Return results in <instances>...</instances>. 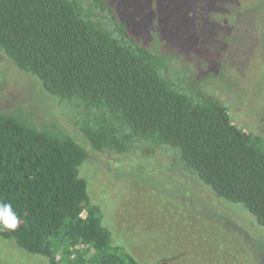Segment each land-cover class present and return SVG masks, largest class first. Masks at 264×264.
<instances>
[{
    "label": "trees",
    "instance_id": "obj_1",
    "mask_svg": "<svg viewBox=\"0 0 264 264\" xmlns=\"http://www.w3.org/2000/svg\"><path fill=\"white\" fill-rule=\"evenodd\" d=\"M169 1L0 0V55L72 104L71 120L84 136L0 110V201L19 217L0 238L49 264H144L113 240L80 173L90 150L118 158L141 146L178 152L195 182L244 205L264 229V137L234 123L224 103L195 85L182 54L208 63L223 31L218 53L225 58L235 17L256 20L264 0L235 14L224 0H188L186 10L174 9L187 24L182 32L169 20L174 12L163 9ZM151 28L166 29L183 49L141 41ZM251 244L264 264V241Z\"/></svg>",
    "mask_w": 264,
    "mask_h": 264
},
{
    "label": "rangeland",
    "instance_id": "obj_2",
    "mask_svg": "<svg viewBox=\"0 0 264 264\" xmlns=\"http://www.w3.org/2000/svg\"><path fill=\"white\" fill-rule=\"evenodd\" d=\"M119 1L127 2L125 6L132 3ZM224 2L235 14L240 6L247 11L260 0ZM187 4L188 0H172L163 5L165 11L174 12L169 20L180 32L187 24L180 20L183 13L174 9L186 10ZM258 5L257 19L249 24L245 23L246 16L235 17L238 23L227 42L225 58L218 53L225 42L223 31L219 40L215 37L212 41L218 49L208 63L197 54H182L195 85L224 103L234 123L264 137V5ZM211 29L207 25L206 34H211ZM165 30L151 28L140 40L149 44L162 40L167 48L183 49L167 38ZM181 63L184 66V61ZM73 107L49 94L36 77L0 55V110L31 114L39 126L55 123L84 142L78 125L71 120L76 115ZM155 152L141 146L132 156L116 158L90 150L80 167L93 201L102 207L103 223L111 230L113 240L144 264H257L251 243L264 241V229L256 217L244 205L225 202L208 186L195 182V175L180 161L178 152ZM60 251L59 258L64 255ZM0 264L49 262L44 256L24 251L14 240L0 238Z\"/></svg>",
    "mask_w": 264,
    "mask_h": 264
},
{
    "label": "clouds",
    "instance_id": "obj_3",
    "mask_svg": "<svg viewBox=\"0 0 264 264\" xmlns=\"http://www.w3.org/2000/svg\"><path fill=\"white\" fill-rule=\"evenodd\" d=\"M19 226V217L9 202L0 201V231H14Z\"/></svg>",
    "mask_w": 264,
    "mask_h": 264
}]
</instances>
